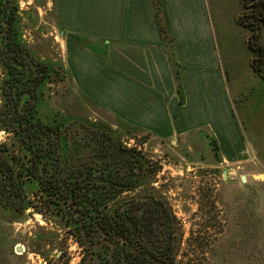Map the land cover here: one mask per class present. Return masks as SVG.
I'll return each mask as SVG.
<instances>
[{
	"label": "crops",
	"instance_id": "crops-1",
	"mask_svg": "<svg viewBox=\"0 0 264 264\" xmlns=\"http://www.w3.org/2000/svg\"><path fill=\"white\" fill-rule=\"evenodd\" d=\"M47 9L81 99L161 140L209 135L220 165L256 159L253 140L264 136L246 133L264 111V82L251 65L243 0H162L160 16L157 0H49ZM250 98H260L253 110Z\"/></svg>",
	"mask_w": 264,
	"mask_h": 264
},
{
	"label": "trees",
	"instance_id": "trees-1",
	"mask_svg": "<svg viewBox=\"0 0 264 264\" xmlns=\"http://www.w3.org/2000/svg\"><path fill=\"white\" fill-rule=\"evenodd\" d=\"M12 2L0 5V131L12 136L18 151L0 144V190L16 197L24 182L34 181L30 207L53 224L54 234L64 232L78 246V264H175L180 225L157 185L161 163L143 142L128 147L106 123L38 119V91L52 73L55 79L60 74L17 41ZM161 5L157 0L159 16ZM240 22L250 34L252 68L264 81V0H243ZM212 145L217 153L215 140Z\"/></svg>",
	"mask_w": 264,
	"mask_h": 264
},
{
	"label": "rangeland",
	"instance_id": "rangeland-1",
	"mask_svg": "<svg viewBox=\"0 0 264 264\" xmlns=\"http://www.w3.org/2000/svg\"><path fill=\"white\" fill-rule=\"evenodd\" d=\"M5 1L0 0V5ZM14 1L17 41L35 60L60 74L55 79L52 73L38 91V119L45 124L103 122L118 131L128 147L144 143L141 147L161 163L157 185H162L180 225L175 264H264V177L258 176L261 181L254 175L264 173V139L253 140V149L259 152L252 162L220 165L209 135V140L197 136L161 140L118 124L72 92L62 67L58 25L47 9L49 0ZM3 78L0 64V105ZM259 99L250 98L249 108L253 110ZM251 126L246 134L264 136V111L256 112ZM3 142L9 145L5 148L18 151L12 136L0 131V144ZM4 153L0 149V158ZM36 189L34 181H26L11 198L0 190V264H78L82 257L78 246L64 232L54 234L53 224L30 207V202H36Z\"/></svg>",
	"mask_w": 264,
	"mask_h": 264
},
{
	"label": "water",
	"instance_id": "water-1",
	"mask_svg": "<svg viewBox=\"0 0 264 264\" xmlns=\"http://www.w3.org/2000/svg\"><path fill=\"white\" fill-rule=\"evenodd\" d=\"M248 41H249V39H248ZM242 180H243V181L245 180V179H244V177H243V179H242ZM17 251H18V252H21V251H22V249H21L20 247H18V248H17Z\"/></svg>",
	"mask_w": 264,
	"mask_h": 264
},
{
	"label": "bare ground",
	"instance_id": "bare-ground-1",
	"mask_svg": "<svg viewBox=\"0 0 264 264\" xmlns=\"http://www.w3.org/2000/svg\"><path fill=\"white\" fill-rule=\"evenodd\" d=\"M261 179V178H260Z\"/></svg>",
	"mask_w": 264,
	"mask_h": 264
}]
</instances>
